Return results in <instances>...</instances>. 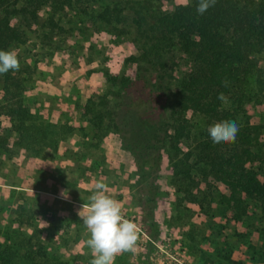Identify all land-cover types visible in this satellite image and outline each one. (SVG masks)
<instances>
[{"label":"trees","instance_id":"trees-1","mask_svg":"<svg viewBox=\"0 0 264 264\" xmlns=\"http://www.w3.org/2000/svg\"><path fill=\"white\" fill-rule=\"evenodd\" d=\"M95 1L0 0V50L27 43L30 33L44 27L52 35L63 31L54 17L42 18L43 7L53 14L75 9L112 26L128 19L118 4L91 12ZM143 1L139 8L132 6L135 32H125L140 54L128 56L119 72L109 74V93L83 105L81 114L92 128L86 137L101 141L113 134L129 155L141 213L154 238L160 234L157 181L165 157L171 160L175 177L183 174L192 187L203 184L221 190L223 218L241 221L252 205L254 213L264 217V128L251 121L250 111L259 105L264 112V66L258 56L264 53V0H216L203 15L196 11L198 0L171 11H163L153 0ZM150 5L156 8L150 10ZM182 60L192 70L180 78ZM23 88L19 70L0 74V158L15 145H37V151L43 145L59 146L35 124ZM220 93L226 102L217 98ZM227 106H233L232 114ZM197 116L203 123L196 130ZM1 119L12 125L19 140L4 134ZM221 121L238 124L234 143H212L207 129ZM67 130L73 132L75 127ZM192 136L197 139L185 151L183 141ZM12 208L17 210L13 220L19 226L6 234L0 226V264H68L52 254L37 232L24 231L33 220L29 217L26 222L18 214L25 206Z\"/></svg>","mask_w":264,"mask_h":264},{"label":"rangeland","instance_id":"rangeland-1","mask_svg":"<svg viewBox=\"0 0 264 264\" xmlns=\"http://www.w3.org/2000/svg\"><path fill=\"white\" fill-rule=\"evenodd\" d=\"M153 1L163 11H171L178 5L177 0L163 4L160 0ZM140 2L144 3L96 0L91 12L118 4L128 15L127 20L113 26L75 9L53 14L43 7L42 18L54 17L64 30L52 35L51 29L44 27L30 33L27 43L12 46L21 65L25 104L35 124L43 126L50 138L58 140L59 146L43 145L37 151V145L30 148L15 145L1 156L0 226L4 234L19 226L13 220L17 210L12 206L21 203L26 208L23 212L19 210L21 218L26 222L33 218L32 225H24V231L37 232L49 244L52 254L61 256L68 264H90L93 257L86 243L90 233L78 210L89 202L99 180L107 184L109 194L121 203L125 217L139 228L136 251L118 255L114 264H264V217H260V212L254 213L252 205L241 221L223 218L221 190L203 184L192 187L188 178L183 180V174L175 177L169 157H165L157 181L156 223L160 234L152 237V227L139 206V186L129 155L119 148L113 134L101 141L86 137L92 128L81 114L83 105L109 93V74L119 72L128 56L140 54L125 34L135 32L132 6L139 8ZM156 6L150 5L149 9ZM258 56L264 66V53ZM191 70L187 61L182 60L180 78ZM261 108L257 105L250 110L251 121L264 128ZM226 109L233 113V106ZM242 119L241 115L238 122ZM1 121L4 134L19 140L12 125L5 119ZM195 121L197 130L203 121L200 116ZM69 126L75 130L68 131ZM196 139L197 136H192L184 140V150L191 149Z\"/></svg>","mask_w":264,"mask_h":264},{"label":"clouds","instance_id":"clouds-1","mask_svg":"<svg viewBox=\"0 0 264 264\" xmlns=\"http://www.w3.org/2000/svg\"><path fill=\"white\" fill-rule=\"evenodd\" d=\"M191 0H177L179 6L188 7ZM216 0H198L197 13L203 15ZM18 53L15 50H0V74L20 69ZM226 102L220 93L217 97ZM213 144L234 143L239 132L235 121H221L208 129ZM66 195V194H65ZM78 216L90 236L87 247L93 259L90 264H114L118 255L135 252L139 239L138 225L125 217L121 203L109 194L108 186L97 181L89 196V202L83 203Z\"/></svg>","mask_w":264,"mask_h":264}]
</instances>
